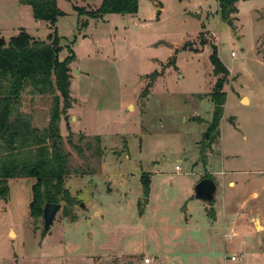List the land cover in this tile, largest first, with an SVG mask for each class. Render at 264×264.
Returning a JSON list of instances; mask_svg holds the SVG:
<instances>
[{"label": "rangeland", "instance_id": "1", "mask_svg": "<svg viewBox=\"0 0 264 264\" xmlns=\"http://www.w3.org/2000/svg\"><path fill=\"white\" fill-rule=\"evenodd\" d=\"M56 1L63 14L51 24L22 0H0V35L56 28L59 58L75 55L59 127L79 202L73 219L60 208L43 231L29 211L34 178H10L0 264H264V0H238L230 21L217 0H138L134 12L96 17L75 6L100 0ZM211 42L229 73L219 136L203 157ZM51 101L24 93L21 108L42 127ZM205 174L217 184L212 203L193 194Z\"/></svg>", "mask_w": 264, "mask_h": 264}, {"label": "trees", "instance_id": "2", "mask_svg": "<svg viewBox=\"0 0 264 264\" xmlns=\"http://www.w3.org/2000/svg\"><path fill=\"white\" fill-rule=\"evenodd\" d=\"M22 1L30 4L34 17L44 18L51 24L63 14L56 0ZM237 1L217 0L220 17H230L237 9ZM137 5L138 0H100L95 8L75 7L79 13L96 17L106 12H134ZM59 39L56 28L45 38H37L21 27L0 44V197L7 200L10 178L32 177L34 180L28 203L30 214L42 215L43 204L56 201L62 202V213L73 219L76 216L74 205L79 199L65 184L70 170L69 152L63 145L59 122L73 99L70 93V62L75 55L72 52L65 58H59ZM201 42L206 41L201 39ZM211 44L210 59L216 78L212 90L208 92L213 103L212 114L199 140L203 157L206 148L219 136V121L226 99L223 86L229 73L217 54L216 45ZM142 91L146 93L148 87ZM24 93L52 95L48 121L44 126L34 125L31 113L22 110ZM96 137L100 138L98 135ZM75 147L81 150L79 144H75ZM204 176L210 177L209 174ZM148 181L149 175L143 171L145 195Z\"/></svg>", "mask_w": 264, "mask_h": 264}, {"label": "water", "instance_id": "3", "mask_svg": "<svg viewBox=\"0 0 264 264\" xmlns=\"http://www.w3.org/2000/svg\"><path fill=\"white\" fill-rule=\"evenodd\" d=\"M199 17L200 13H195ZM230 21V18H227ZM5 42V38L0 35V44ZM217 184L212 177L204 176L198 179L193 185V194L197 199L213 201ZM61 208V203L56 201H46L42 208L43 229H48L52 223L56 212Z\"/></svg>", "mask_w": 264, "mask_h": 264}, {"label": "built area", "instance_id": "4", "mask_svg": "<svg viewBox=\"0 0 264 264\" xmlns=\"http://www.w3.org/2000/svg\"><path fill=\"white\" fill-rule=\"evenodd\" d=\"M232 53H233V52H232ZM174 167H175L176 170H179V171L181 170V166H180L179 164H175ZM144 262L147 263V264H149V263H150V258L147 257V256L144 257Z\"/></svg>", "mask_w": 264, "mask_h": 264}, {"label": "crops", "instance_id": "5", "mask_svg": "<svg viewBox=\"0 0 264 264\" xmlns=\"http://www.w3.org/2000/svg\"><path fill=\"white\" fill-rule=\"evenodd\" d=\"M240 100H241V98H240ZM205 210V212L207 213V210L206 209H204ZM185 213H187V218H186V220H188V219H190V217H191V212H189V211H186ZM184 218H185V216H184Z\"/></svg>", "mask_w": 264, "mask_h": 264}]
</instances>
